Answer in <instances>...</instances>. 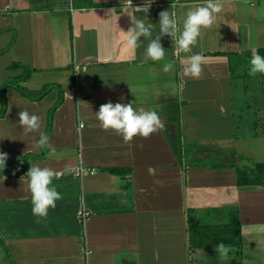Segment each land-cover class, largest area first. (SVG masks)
Returning a JSON list of instances; mask_svg holds the SVG:
<instances>
[{"label": "crops", "instance_id": "1", "mask_svg": "<svg viewBox=\"0 0 264 264\" xmlns=\"http://www.w3.org/2000/svg\"><path fill=\"white\" fill-rule=\"evenodd\" d=\"M75 1L0 0V151L10 163L0 169V264H264V184H239L233 166L264 164V75H248L264 49V0H221L192 52L174 56L165 36L161 61L144 60L147 40L136 50L124 44L130 0ZM206 3L131 0L145 5L135 15L152 23L153 36L162 11L175 12L182 27L185 13ZM194 53L203 57L199 78L183 72ZM28 70L18 84L49 92L36 98L10 86L2 112L3 84ZM109 101L154 109L164 127L125 142L96 119ZM22 110L41 117L47 148L37 146L39 133L23 132ZM81 165L96 172L80 175ZM31 166L58 173L62 199L46 219L33 216L21 181ZM189 209L200 223L238 216L242 254L229 248L222 260L216 248L190 249Z\"/></svg>", "mask_w": 264, "mask_h": 264}, {"label": "clouds", "instance_id": "2", "mask_svg": "<svg viewBox=\"0 0 264 264\" xmlns=\"http://www.w3.org/2000/svg\"><path fill=\"white\" fill-rule=\"evenodd\" d=\"M150 5L147 8V13ZM144 7H133L130 0L127 13L131 19L132 27L127 32L123 31V42L128 49L136 50L143 45L144 40H147L148 44L144 50L145 61L164 60L166 50L162 45V38L165 36L170 37L173 41L174 56L179 57L182 53L192 52L193 47L198 43L201 29L211 27L216 15L223 11L221 0H207L205 5L190 8L185 13L182 27L175 12L162 11L159 14L158 34L153 36L152 23H146L144 19L135 15L136 11ZM188 59L189 62L183 68L185 76L199 78L202 72V55L194 53ZM173 67L174 63H165L163 71L168 73ZM248 75L252 77L264 75V56L258 53L253 54L248 65ZM95 115L99 126L103 130L116 131L125 142H130L136 136L147 138L164 127L156 110L135 109L132 103L117 102L113 104L109 101L101 105ZM18 117V123L22 126L23 132L26 135L39 133V139L36 142L37 146L41 149L47 148L49 146V137L47 134L40 132L41 117L27 110L20 111ZM7 160L8 154L0 151V169L4 170ZM155 171L152 167L148 168L149 174H154ZM58 178V173L53 169L39 166H31L25 176L21 177V181L27 182L33 216L39 219H46L49 209H54L56 201L62 199L60 192L57 191L56 186L53 184V180ZM39 219L37 222H39ZM216 252L219 253L222 260L226 259L229 247L220 243L216 247Z\"/></svg>", "mask_w": 264, "mask_h": 264}, {"label": "trees", "instance_id": "3", "mask_svg": "<svg viewBox=\"0 0 264 264\" xmlns=\"http://www.w3.org/2000/svg\"><path fill=\"white\" fill-rule=\"evenodd\" d=\"M81 1H83L81 3ZM75 5L77 7H93L96 4L92 0H77L75 1ZM221 53V52H217ZM258 54L264 56V49H259ZM230 57L237 56L235 53L228 54ZM21 66L19 63H14L11 65V68H16ZM29 70L20 80L10 81L2 86L1 90V100L3 105V111L5 112L7 106V97L6 92L10 86H16L20 91L24 92L29 96H35L39 98L47 94L50 90V87H46L42 90H28L26 87H23L18 84L17 81H26L29 79ZM61 101H58L54 107L52 108V114L58 108ZM53 115H50L49 123L52 122ZM180 139L177 141V152H183V147L180 145ZM181 154V153H180ZM217 165V164H216ZM10 166L9 162H6V167ZM220 166V165H217ZM221 166H226L222 164ZM237 168L238 171V181L239 184H251L258 185L264 184V164H256L254 165V171L249 172L239 166L233 165ZM122 169H112V171L119 172ZM194 212L192 209L188 210V231H189V247L192 248H216L217 245L223 243L229 248H235V252L239 255L242 254V235H241V224L239 222L238 216L232 218L228 222L219 223V222H195L191 218V213ZM229 264H242L239 261H232Z\"/></svg>", "mask_w": 264, "mask_h": 264}, {"label": "built area", "instance_id": "4", "mask_svg": "<svg viewBox=\"0 0 264 264\" xmlns=\"http://www.w3.org/2000/svg\"><path fill=\"white\" fill-rule=\"evenodd\" d=\"M83 124L81 123V126ZM76 172L80 175L84 174L85 172H90V173H95L96 169L95 168H90V167H86L84 165H81L78 167V169H76ZM88 213L87 212H83V215L86 216Z\"/></svg>", "mask_w": 264, "mask_h": 264}, {"label": "rangeland", "instance_id": "5", "mask_svg": "<svg viewBox=\"0 0 264 264\" xmlns=\"http://www.w3.org/2000/svg\"><path fill=\"white\" fill-rule=\"evenodd\" d=\"M77 1V0H76ZM214 250V249H213ZM215 261H216V259H215Z\"/></svg>", "mask_w": 264, "mask_h": 264}]
</instances>
